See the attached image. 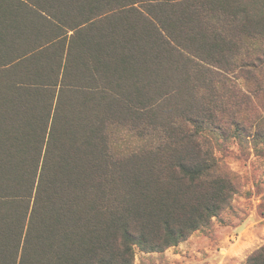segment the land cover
<instances>
[{
	"label": "trees",
	"instance_id": "1",
	"mask_svg": "<svg viewBox=\"0 0 264 264\" xmlns=\"http://www.w3.org/2000/svg\"><path fill=\"white\" fill-rule=\"evenodd\" d=\"M251 136L264 0H0V264L179 245L231 205L222 150Z\"/></svg>",
	"mask_w": 264,
	"mask_h": 264
},
{
	"label": "rangeland",
	"instance_id": "2",
	"mask_svg": "<svg viewBox=\"0 0 264 264\" xmlns=\"http://www.w3.org/2000/svg\"><path fill=\"white\" fill-rule=\"evenodd\" d=\"M231 142L222 150L238 182L231 205L211 225L164 252L136 251L134 264H246L264 245V144Z\"/></svg>",
	"mask_w": 264,
	"mask_h": 264
}]
</instances>
